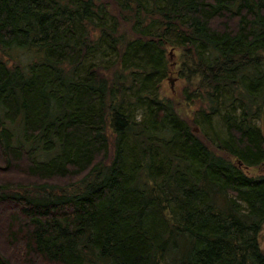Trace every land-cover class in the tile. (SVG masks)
<instances>
[{"label":"trees","instance_id":"trees-1","mask_svg":"<svg viewBox=\"0 0 264 264\" xmlns=\"http://www.w3.org/2000/svg\"><path fill=\"white\" fill-rule=\"evenodd\" d=\"M262 119L264 0H0V264H264Z\"/></svg>","mask_w":264,"mask_h":264},{"label":"rangeland","instance_id":"rangeland-1","mask_svg":"<svg viewBox=\"0 0 264 264\" xmlns=\"http://www.w3.org/2000/svg\"><path fill=\"white\" fill-rule=\"evenodd\" d=\"M103 2H106L110 5L111 0H103ZM168 56L169 60L172 62L171 72L167 75L166 79L163 81L161 85V92L163 95L168 96L172 99H174L176 103V108L187 119L191 120L193 119L196 110L198 109V103H189L183 98V89L188 87V81L187 77L183 76L180 77V66L182 62L181 58V50L178 48H173L168 50ZM257 125L261 126L264 129V120L262 119L257 120ZM195 131L207 142L212 148L216 149L215 145L208 139L210 138V135H207L199 126H194ZM211 134V133H210ZM217 150V149H216ZM244 170L247 172V174L252 176H258L261 174H264V165L258 166V167H245ZM260 243L262 248L264 249V225L263 228L259 234Z\"/></svg>","mask_w":264,"mask_h":264},{"label":"water","instance_id":"water-1","mask_svg":"<svg viewBox=\"0 0 264 264\" xmlns=\"http://www.w3.org/2000/svg\"><path fill=\"white\" fill-rule=\"evenodd\" d=\"M241 163V162H240Z\"/></svg>","mask_w":264,"mask_h":264}]
</instances>
